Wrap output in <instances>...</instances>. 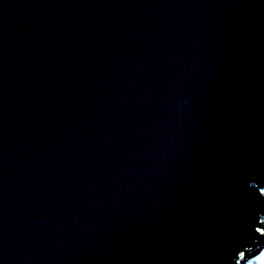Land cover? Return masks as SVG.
<instances>
[{"label": "water", "instance_id": "95a60500", "mask_svg": "<svg viewBox=\"0 0 264 264\" xmlns=\"http://www.w3.org/2000/svg\"><path fill=\"white\" fill-rule=\"evenodd\" d=\"M263 214L264 0H0V264H236Z\"/></svg>", "mask_w": 264, "mask_h": 264}, {"label": "trees", "instance_id": "16d2710c", "mask_svg": "<svg viewBox=\"0 0 264 264\" xmlns=\"http://www.w3.org/2000/svg\"><path fill=\"white\" fill-rule=\"evenodd\" d=\"M264 220V214L261 216V221ZM264 224V223H263ZM264 232V231H263ZM262 245L258 244L255 249H249L242 253L236 264H246V260L252 259L253 257L260 254ZM259 251V252H258ZM261 255V254H260ZM256 258V257H255Z\"/></svg>", "mask_w": 264, "mask_h": 264}, {"label": "rangeland", "instance_id": "374dc122", "mask_svg": "<svg viewBox=\"0 0 264 264\" xmlns=\"http://www.w3.org/2000/svg\"><path fill=\"white\" fill-rule=\"evenodd\" d=\"M260 254L255 256L256 258L253 257L251 260H247L246 264H264V249L260 251Z\"/></svg>", "mask_w": 264, "mask_h": 264}, {"label": "snow or ice", "instance_id": "6c2138e0", "mask_svg": "<svg viewBox=\"0 0 264 264\" xmlns=\"http://www.w3.org/2000/svg\"><path fill=\"white\" fill-rule=\"evenodd\" d=\"M261 222L264 223V220H262Z\"/></svg>", "mask_w": 264, "mask_h": 264}]
</instances>
